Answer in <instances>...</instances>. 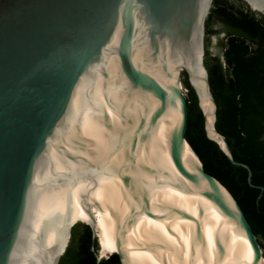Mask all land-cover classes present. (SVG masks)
<instances>
[{"label": "water", "instance_id": "95a60500", "mask_svg": "<svg viewBox=\"0 0 264 264\" xmlns=\"http://www.w3.org/2000/svg\"><path fill=\"white\" fill-rule=\"evenodd\" d=\"M244 1L264 15V0ZM212 6L0 0V264H59L78 219L98 260L115 250L121 264L260 263L240 202L185 135L182 70L208 137L264 188L216 128Z\"/></svg>", "mask_w": 264, "mask_h": 264}, {"label": "trees", "instance_id": "16d2710c", "mask_svg": "<svg viewBox=\"0 0 264 264\" xmlns=\"http://www.w3.org/2000/svg\"><path fill=\"white\" fill-rule=\"evenodd\" d=\"M218 21L227 29L220 41L223 60L208 48ZM205 32L204 62L217 102L216 128L226 136L234 158L250 165L252 183L264 187V15L253 11L244 0H213ZM185 86L189 110L186 139L205 170L240 202L260 242L259 238L264 239V188L251 185L248 170L233 164L220 145L208 137L197 94L187 79ZM98 249L90 225L75 224L59 264H121L116 253L98 260Z\"/></svg>", "mask_w": 264, "mask_h": 264}, {"label": "rangeland", "instance_id": "374dc122", "mask_svg": "<svg viewBox=\"0 0 264 264\" xmlns=\"http://www.w3.org/2000/svg\"><path fill=\"white\" fill-rule=\"evenodd\" d=\"M226 26L224 23L218 21L214 24V35L210 36V40H209V51L211 52L212 55H218L221 57V60H223V52H224V48H222L220 41L225 37L226 35ZM181 79H182V84H183V89L184 92L187 95L188 89L185 86V80L187 79L189 81V76L186 73L185 70L181 71ZM78 223H82V224H87V222L85 221H80ZM77 223V224H78ZM260 239V243L262 244V250H263V258H262V263L264 264V239L259 238ZM100 244L98 242V248L100 249Z\"/></svg>", "mask_w": 264, "mask_h": 264}, {"label": "bare ground", "instance_id": "6f19581e", "mask_svg": "<svg viewBox=\"0 0 264 264\" xmlns=\"http://www.w3.org/2000/svg\"><path fill=\"white\" fill-rule=\"evenodd\" d=\"M183 65V64H182ZM181 67V66H180ZM179 70H178V74H179ZM190 148V147H189ZM192 151V150H191ZM193 152V151H192ZM194 153V152H193ZM194 155H195V153H194ZM195 157H196V159H197V161H198V164L200 165L201 163H200V161H199V159H198V157L195 155ZM78 221H83V220H81V219H78L76 222H78ZM76 222H74L73 224H75ZM86 222V221H85ZM72 224V225H73ZM69 239V238H68ZM68 243V242H67ZM101 245V244H100ZM101 248H102V246H100V249L99 250H101ZM65 250V249H64ZM63 250V251H64ZM115 252V250H108V251H103V252H101V254L102 255H104V256H107V255H112L113 253ZM63 253V252H62ZM262 263V260L260 261V263L259 264H261Z\"/></svg>", "mask_w": 264, "mask_h": 264}]
</instances>
